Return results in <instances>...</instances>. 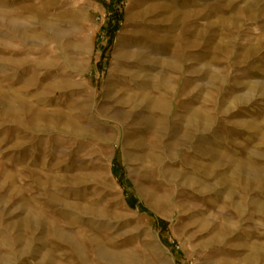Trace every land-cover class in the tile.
Segmentation results:
<instances>
[{
	"label": "rangeland",
	"instance_id": "rangeland-1",
	"mask_svg": "<svg viewBox=\"0 0 264 264\" xmlns=\"http://www.w3.org/2000/svg\"><path fill=\"white\" fill-rule=\"evenodd\" d=\"M104 1L0 0V264H264V0Z\"/></svg>",
	"mask_w": 264,
	"mask_h": 264
},
{
	"label": "crops",
	"instance_id": "crops-1",
	"mask_svg": "<svg viewBox=\"0 0 264 264\" xmlns=\"http://www.w3.org/2000/svg\"><path fill=\"white\" fill-rule=\"evenodd\" d=\"M105 5H106V3H105ZM124 17H125V12H124ZM154 50H157V48H148L145 46H142L141 48H137V49H131V50L127 49L126 53H125L126 54V61L127 62L133 61V63H135V61H137V62L142 63V66H146L148 64L153 66L154 64L157 63V59L155 57H153V55H156L155 53L152 52ZM96 51H98V50L96 49ZM121 52L122 51H120L119 55L121 54ZM104 53H105V51L102 50V55H104ZM130 56H131V59H129ZM167 64H169L170 66L174 65V60L168 59ZM167 75H168V78L172 77L168 71H165V75H164V71L162 74H160L157 71H155L154 73L145 74L144 70H143V72L142 71L133 72V76H134L135 80H143V78L145 79V78L149 77L153 80L158 81V79H160L162 77L165 78V77H167Z\"/></svg>",
	"mask_w": 264,
	"mask_h": 264
},
{
	"label": "built area",
	"instance_id": "built-area-1",
	"mask_svg": "<svg viewBox=\"0 0 264 264\" xmlns=\"http://www.w3.org/2000/svg\"><path fill=\"white\" fill-rule=\"evenodd\" d=\"M104 3H106L107 7L104 9V12L100 14L96 19V20H99V23H98L99 29L97 30L95 34V36H97L96 38V44H98L97 48H100L101 45H103L102 47L104 48V45L106 43L107 33H105V28H104L105 24L110 19H112V16L114 15L116 11L122 10L123 12L124 8L126 7L127 2H125V0H105ZM122 23H123V19L117 22L118 29L121 27ZM118 29L116 30V33ZM89 33L92 34V32H89ZM101 41H103L104 43H101ZM112 42H114V37L112 38ZM102 50L99 51L100 55L102 54Z\"/></svg>",
	"mask_w": 264,
	"mask_h": 264
},
{
	"label": "trees",
	"instance_id": "trees-1",
	"mask_svg": "<svg viewBox=\"0 0 264 264\" xmlns=\"http://www.w3.org/2000/svg\"><path fill=\"white\" fill-rule=\"evenodd\" d=\"M123 15V12L122 10H118L114 13V15L112 16V19H110L104 26L105 28V33H107V38H106V43L104 45V50H109L111 47V44H112V38L114 37V35L116 34V30L118 29V26H117V22L118 21H121L123 19L122 17ZM102 55V54H101ZM103 56V55H102ZM117 163V161L114 159L113 162H112V165H113V169L114 171H116V166L115 165ZM119 167V166H117ZM118 178H121L120 175L117 177Z\"/></svg>",
	"mask_w": 264,
	"mask_h": 264
},
{
	"label": "bare ground",
	"instance_id": "bare-ground-1",
	"mask_svg": "<svg viewBox=\"0 0 264 264\" xmlns=\"http://www.w3.org/2000/svg\"><path fill=\"white\" fill-rule=\"evenodd\" d=\"M134 3L132 4L131 2L130 3H128V6H127V8H126V14H125V19L126 20H128V18H131L130 16L132 15V14H134ZM194 116H196L195 115V113H194ZM196 117H198V115L196 116ZM194 119H195V117H194ZM196 119H198V120H200L199 118H196ZM209 120V119H208ZM203 122V121H202ZM201 122V123H202ZM205 122V121H204ZM203 122V123H204ZM196 123V122H195ZM208 124H209V122H208ZM199 125V124H198ZM203 125V124H202ZM204 127H206L207 128V126H204ZM205 129V128H204ZM203 130V129H202ZM240 166V165H239ZM238 167V166H237ZM241 167V166H240ZM239 168V167H238ZM258 171V170H257ZM260 175V174H259ZM258 175V176H259ZM263 203H264V201H263ZM256 209L258 210V211H260L262 214H263V216H264V205H259V204H256ZM227 227V226H226ZM225 234V233H224ZM226 234H227V232H226ZM254 249H256L255 251H256V253L258 252V247L257 246H254L253 247Z\"/></svg>",
	"mask_w": 264,
	"mask_h": 264
}]
</instances>
